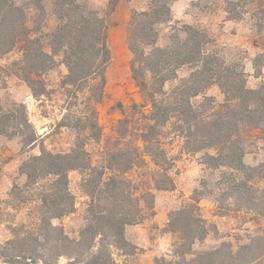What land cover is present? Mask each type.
I'll return each instance as SVG.
<instances>
[{
  "label": "trees",
  "instance_id": "1",
  "mask_svg": "<svg viewBox=\"0 0 264 264\" xmlns=\"http://www.w3.org/2000/svg\"><path fill=\"white\" fill-rule=\"evenodd\" d=\"M43 1L20 5L17 0H0V57L20 51L16 71L39 97L47 94L42 76L56 66V56H62L68 71L60 86L66 91L68 107L59 124L74 128L77 140L68 152L43 148L22 163L25 185L40 190L39 233L29 239L16 236L8 244L54 243L61 249L58 256L67 258L66 264H129L127 258L119 262L114 256V250L127 257L129 248H136L126 237V227L155 213L156 190L175 187L167 131L181 136L188 152L204 151L207 167L229 169L220 183L229 188L227 194L242 199L241 207L253 210L259 198L264 204V195L255 189V180L264 177V165L249 166L244 160L248 139L255 130L264 131V83L249 87L243 65L211 50L214 39L196 26L175 28L170 42L159 45L158 26L171 19V0H148L147 9L133 12L128 28L131 73L141 100L129 106L117 103L122 117L114 133L104 138L98 105L106 94L112 60L109 31L119 0H107L104 7L89 0H52L58 23L46 44L38 34L46 19ZM228 4L233 19L253 7L258 29H264V0H229ZM183 66L191 68L190 74L168 87ZM212 85L223 92L222 102L207 94ZM0 135H19L25 145L40 139L26 105L15 102L5 107L1 95ZM91 144L100 147L98 154L88 148ZM72 170L84 173L81 185L89 197L87 222L74 237L53 223L77 209L69 187ZM198 199L172 214L169 229L180 235L179 241L169 253L157 256L154 264H238L237 252L232 250L226 256L219 255V248L194 252L193 244L208 232ZM52 233H56L53 240ZM32 248H21L12 258L33 260Z\"/></svg>",
  "mask_w": 264,
  "mask_h": 264
},
{
  "label": "rangeland",
  "instance_id": "2",
  "mask_svg": "<svg viewBox=\"0 0 264 264\" xmlns=\"http://www.w3.org/2000/svg\"><path fill=\"white\" fill-rule=\"evenodd\" d=\"M96 7H104L107 0H89ZM229 0H171L172 17L158 26V44L165 46L175 28L190 24L204 30L214 39L209 47L219 52L228 62L243 65L250 84L258 81L250 75L259 77L264 66V29L259 30L253 7L241 18H230ZM27 0H17L20 5ZM52 0H44L45 22L40 36L46 44L48 35L55 29L58 20L53 11ZM148 8V0H119L112 14L109 31V46L112 60L107 70L105 98L98 105L99 122L104 138L112 135L122 112L117 103L129 106L140 101L141 94L132 77V52L128 45V28L135 10ZM35 10H30L33 19ZM32 24V23H31ZM20 51L10 52L0 57V95L5 107L15 102L24 103L31 122L40 139L34 145H25L21 136L0 135V264H66L65 256L54 243L8 244L14 238L29 239L39 233L38 218L41 211L40 190L26 186L27 177L21 172L22 163L43 148L54 152H68L76 143L77 133L72 127L61 126L67 105L66 91L61 88L62 78L67 67L62 56H56V66L45 73L42 79L47 85V94L36 97L28 84L16 71ZM254 69L252 74L248 71ZM191 68L183 66L178 78L168 84L174 86L190 74ZM262 82L257 83L260 86ZM257 86V87H258ZM218 102L224 94L218 85L206 90ZM201 97L194 100L198 101ZM169 155L174 159L170 174L174 177L175 187L170 190H156L155 213L148 215L142 222L126 227V237L136 248H129L126 257L121 251L114 250L119 262L127 258L129 264H154L157 256L170 252L179 241L180 235L169 229L172 214L198 199V212L204 220L208 232L203 239L193 244L195 253L219 248V255L226 256L228 251L237 252L238 264H264V204L256 200L255 208L248 209L239 205L238 195L227 194L229 188L221 184L227 168L212 169L203 163L204 151L188 152L184 139L167 131L165 138ZM95 155L100 147L88 145ZM245 162L249 166L264 165V131L257 129L246 143ZM210 152H214L210 150ZM98 158V156H96ZM228 175V173L226 174ZM84 173L72 170L69 173V187L77 198L76 211L61 218L53 219L55 225H62L71 236H77L87 222V203L89 197L82 188ZM258 195H264V177L255 180ZM56 233H52L51 240ZM29 237V238H28ZM28 241V240H27ZM251 243L245 250L241 247ZM32 246H34L32 248ZM21 248H32L34 259L12 258ZM24 249V250H25ZM30 252V251H29Z\"/></svg>",
  "mask_w": 264,
  "mask_h": 264
},
{
  "label": "crops",
  "instance_id": "3",
  "mask_svg": "<svg viewBox=\"0 0 264 264\" xmlns=\"http://www.w3.org/2000/svg\"><path fill=\"white\" fill-rule=\"evenodd\" d=\"M251 74H252V72L254 71V69L252 68L251 70L249 69L248 70ZM255 78V80L256 81H258L257 83H259V82H262V83H264V66H263V69H262V74L259 76V77H255L254 75H250V78ZM249 83H251V80H249L248 81ZM257 83L256 84H250V86L249 87H252V88H255V87H257L258 85H257Z\"/></svg>",
  "mask_w": 264,
  "mask_h": 264
}]
</instances>
